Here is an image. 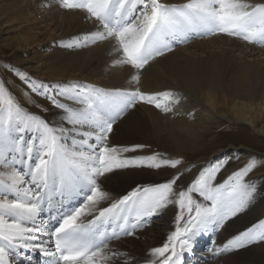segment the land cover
I'll use <instances>...</instances> for the list:
<instances>
[{
    "label": "snow or ice",
    "instance_id": "6c2138e0",
    "mask_svg": "<svg viewBox=\"0 0 264 264\" xmlns=\"http://www.w3.org/2000/svg\"><path fill=\"white\" fill-rule=\"evenodd\" d=\"M60 7L82 10L95 30L74 38L67 47L112 41L113 66H130L129 87L105 90L69 82L47 84L12 69L27 90L23 95L45 97L60 110V119L47 121L28 111L0 80V264H16L21 250L40 249L48 264H137L112 247L170 204L177 208L175 230L161 247L150 249L145 264H178L198 234L218 229L248 206L255 186L245 178L255 167L242 168L216 183L223 162L198 170L185 187L182 159L159 154L125 158L138 147L111 145L114 123L137 102L161 108V96L133 88L142 70L157 57L185 42L189 33L226 34L248 43L264 44V2L253 0H56ZM34 103V101H33ZM40 107L42 111H47ZM164 111H171L168 106ZM170 167L166 182L137 186L113 196L100 178L126 167ZM107 206H103V205ZM264 240V222L215 248L226 253ZM179 247L180 251H177Z\"/></svg>",
    "mask_w": 264,
    "mask_h": 264
},
{
    "label": "bare ground",
    "instance_id": "6f19581e",
    "mask_svg": "<svg viewBox=\"0 0 264 264\" xmlns=\"http://www.w3.org/2000/svg\"><path fill=\"white\" fill-rule=\"evenodd\" d=\"M163 2L179 4L183 0ZM85 17L82 10L63 9L56 0H0V31L8 33L0 42V51L4 53V48L10 49L5 46L10 40L14 45L18 43L14 50L10 49L14 54L13 61L29 71L32 79L47 84L79 82L105 90L128 88L129 72L134 70L130 66H113L116 53L111 44L114 42L105 40L81 47L65 46L74 38L95 30L93 21ZM18 48H22L23 55L16 54ZM132 87L148 93L170 91L174 98L161 96L159 109L154 104L137 102L114 123L113 132L108 137L111 145L142 146L122 153V157H147L160 151L176 157L183 155L188 160L186 155L193 157L211 125H218L221 121L241 124L252 135L264 136V44L248 43L226 34L199 36L189 33L185 42L176 44L171 52L151 61L142 70L139 84ZM34 98L42 106L50 104L43 96L34 95ZM165 106L171 111H164ZM59 119L60 115L45 118L52 122ZM228 146L233 148L213 151L209 163L222 162L225 158L234 160L236 155L246 159L251 155L246 147L244 151L237 152V148ZM175 172L176 169L170 167L118 168L101 177L100 182L105 190L118 196L137 186H151L168 180ZM220 178L218 175L216 181L219 182ZM260 197L255 192L248 208L254 206V211L262 209ZM173 208L174 205L170 204L154 216L166 225L165 215H170ZM248 208L228 219L231 225L226 227L223 235L243 230L241 225L259 218L257 213L249 216ZM165 229L150 234L152 245L148 248L141 239L145 235L143 226L133 235L113 241L112 247L134 257L137 264H145L144 258L150 249L158 247L162 239L173 231V226L168 224ZM199 237L204 239L206 234H198L194 244ZM203 244L199 243L201 247ZM25 252L32 255L42 253L40 249L21 250L15 257L16 264H35L34 258L27 257L23 254ZM231 255L229 258L234 264H264V247L258 248L252 243L245 244ZM120 264H124L123 257ZM214 264H228V259Z\"/></svg>",
    "mask_w": 264,
    "mask_h": 264
},
{
    "label": "rangeland",
    "instance_id": "374dc122",
    "mask_svg": "<svg viewBox=\"0 0 264 264\" xmlns=\"http://www.w3.org/2000/svg\"><path fill=\"white\" fill-rule=\"evenodd\" d=\"M7 35H8L7 31L1 30L0 42L2 41L3 38L7 37ZM13 43H14L13 40H10V42H6L5 46L7 48L14 50L15 46H17L18 43H16L15 45ZM4 49H2L4 53L0 51V80L6 83V86L11 91V93L19 100V102L28 111L32 113H36L41 117H43L44 119L54 118L55 116L57 118L60 115V114L57 115V113H60V111L59 109L55 108L50 102H49L50 104L44 103V105L42 106L39 104V101L34 98V95L31 96V99L23 95V93L28 90L26 86L18 78V76L15 74V72L12 71V69H19L21 72L26 73L29 77H31V73L29 71L24 70L23 67L18 66V64L13 61L12 56H14V54H12L13 52H11L10 49H6V48ZM21 49L22 48H18L16 54L19 53L20 55H23ZM37 105L42 106V108L46 109L47 111H42L40 107H37ZM242 126L243 125L241 124H229L224 121H221L220 124L218 125H211L210 131L205 136L203 144H201L200 148H197L195 152H193V157H189L188 155H186L188 157V160L183 155H181L180 157H176L167 154H162L160 151L155 152V154H159V155L161 154L160 156H162L165 159H177V158L182 159L184 162V166H194L191 167L190 171L185 172L181 180L178 181L180 187H185L186 184L195 175H197L199 169L204 168L205 166L210 164L209 160H210V156L212 155L211 153H213V151L221 152L225 149L231 150L233 148V147H229L228 145L237 148L236 149L237 152L244 151L246 147L250 151L251 155H249V157L246 159H243L238 155L234 157V160L227 161V158L223 159L222 162L224 164V167L222 171L218 174L219 177L221 176V178L219 179V182L216 181V183H220L224 181L231 173L245 166L250 159L255 160V167L251 172H249L248 176L245 179L255 186V192L261 195L260 201H262L263 205H262V209H259L257 211H254V209H256L254 206H251V208L250 207L248 208L247 206L246 209L248 208L247 212H249L248 213L249 216L251 214L257 213L259 218L255 220V222H251L250 224H248L249 222L244 223L243 225L240 226L241 228H244L243 230H240L238 232L229 235H225V234L223 235V232L225 231L226 227L231 225L228 220L223 224V226L219 227L218 229L213 230L210 228L207 231H204V233L206 234V238L203 239V237L202 238L199 237L198 240L195 242V244L193 243L191 250H187L183 254H181V258L178 264H209V263L214 264V263H219V261L221 260L227 261V259H228V264H232L233 261L229 257H232L231 254H233L234 251H237L239 248L221 254H215L214 251L215 248L222 246L224 243H226L230 239H233L238 234L247 231L249 229L248 227L253 228L257 226V224L259 225L261 222H264V214H263L264 213V136H260L258 134L252 135L251 133L248 132V128H246V126L244 127ZM230 138H237V139H230ZM223 142L225 143L221 144ZM138 144L141 143H139L138 141ZM166 181L167 180L163 182ZM176 213H177V208L174 206L172 213L168 216L165 215L167 221L166 225L167 226L168 224L172 225L173 231L175 230ZM166 225H164L159 221L158 216L151 217L149 221L143 225L145 235L141 239H144L145 245H147L146 248L152 245L150 234L156 233L160 230L166 231L165 229ZM168 235H170V233L167 234L162 239V242L159 244L158 247H161L163 243L167 242ZM200 242L204 243L203 244L204 246L201 247L199 245ZM252 244L258 248H263L264 240L253 241ZM177 251L178 252L180 251L179 247L177 248ZM249 264H253V263H249Z\"/></svg>",
    "mask_w": 264,
    "mask_h": 264
}]
</instances>
